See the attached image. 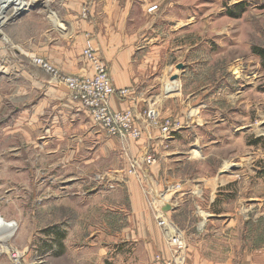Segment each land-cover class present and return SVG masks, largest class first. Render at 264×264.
Masks as SVG:
<instances>
[{
  "label": "crops",
  "instance_id": "obj_1",
  "mask_svg": "<svg viewBox=\"0 0 264 264\" xmlns=\"http://www.w3.org/2000/svg\"><path fill=\"white\" fill-rule=\"evenodd\" d=\"M152 5H157V8L147 11ZM198 7L199 2L191 4L189 1L175 0L57 1V5L47 9L48 13L38 12V46L32 45L24 50L12 48L16 55H0L7 60L6 63L0 62V81L10 86L5 92L0 89L1 100L10 104L9 108L6 106V111L1 112L0 139L11 143L20 139L22 146L28 150L22 157L27 165L31 162L26 158L31 157L33 150L37 151L39 165L48 171L43 173L41 183L53 181L57 186L58 183H72L69 189L59 187V191L55 186L54 193L59 192L54 195L57 198L55 201L98 198L102 206L96 208L95 213L103 216L107 214L111 199H116L121 205L118 206L117 222L109 225V229L114 228L117 232L106 234L104 227L87 221L81 227L87 234H74L72 226L79 224H72L62 241L63 250L52 256L51 262L49 259L41 260L43 255L38 253L43 252L42 248L35 245L34 251L28 250L29 232L19 226L0 241V264H93L94 261L114 264L110 260L106 262L114 258V244L130 247L132 255L139 257V264H142L141 260L144 264L151 263L157 251L163 256L169 255V249L164 247V238L152 221L144 196L132 179L127 180L123 189L112 192L87 188L94 173H102V178L107 180L112 171L111 179H123L126 176V157L120 151L119 141L108 137L102 127L93 122L90 114L70 98L66 89L55 79L47 77L32 63L31 58L43 57L64 74L91 75V66L82 55L85 39L89 35L106 60L114 85L117 88H135V94L127 99L111 96L109 103L113 109L133 107L139 120L146 101L150 95H154L158 97L161 114L176 118L182 100L172 96L174 91H171V87L181 75L184 83L186 76L181 73L198 64L191 63L189 55L202 53L207 43L203 35L202 43L198 38L197 45H190L188 37L184 35L193 27L191 24L199 21V14L195 12L196 9L199 11ZM83 8H86L85 15L82 14ZM13 9L18 11L19 7ZM16 59L21 64L14 70L8 60ZM32 65L31 71H28V66ZM213 83L222 86L221 79ZM203 86L205 84L199 87H202L201 94L204 92ZM146 141L144 137L131 142L130 152L137 153L140 144ZM257 168L250 170L254 173L252 176L247 173L235 175L228 186H224L227 189L219 191L234 192V182L240 176L242 189L254 194V185L261 181L260 178L264 182V172L256 173ZM83 183H87V187L84 188ZM40 195L51 196V192L45 190ZM246 199H257L264 203V196L258 198L249 195ZM87 208L90 210L88 204ZM226 212L235 213L232 210ZM261 214L262 222L258 225L264 229V207ZM0 216L4 217L1 211ZM208 226H214L216 232L209 233L206 228L204 234L198 233L196 238L190 240L184 264H264V242L254 247L256 240L249 237L250 226L255 225L247 226V245L243 247L236 239L239 229L236 219H231L224 226L220 223H208ZM96 229L102 231L95 233ZM8 230L7 225L0 223V231ZM89 234L93 235L92 238H89ZM81 240H84L83 243H80ZM13 246L23 249L19 251L17 262L10 258L6 249H2L11 247L12 250ZM93 252L97 255L90 256Z\"/></svg>",
  "mask_w": 264,
  "mask_h": 264
},
{
  "label": "rangeland",
  "instance_id": "obj_2",
  "mask_svg": "<svg viewBox=\"0 0 264 264\" xmlns=\"http://www.w3.org/2000/svg\"><path fill=\"white\" fill-rule=\"evenodd\" d=\"M23 1L28 4L20 7L14 1H4L0 8V16L2 17L3 14L8 16L0 27V55L5 53L16 55L12 48L24 50L32 45L38 46V12L48 13L47 9L57 5V1L74 0ZM175 1H189L191 4L199 2V11L197 9L195 11L197 15L199 14V21L191 24L193 27L184 35L188 37L190 45H197L198 38L202 43L203 35L207 41L205 51L189 55L191 63L198 64H193V67L181 73L186 76L184 83L181 75L171 87V91H174L172 96L182 100L179 116L176 118L163 116L159 111L161 117H171L182 125L188 120V126L174 132L173 139L164 141L161 138L163 135L160 128L149 125L141 116L138 120L139 126L143 131H148L151 137L148 138L143 134L141 139L146 137L147 141L140 144L137 153H131L129 146L138 139L129 141L126 149L117 139L120 151L126 157L124 169L126 176L116 181L115 178H110L111 171L108 179L105 180L101 176L102 173H94L90 184L83 183V187H87L85 186L87 184L88 189L106 193L123 189L127 180L132 179L142 192L146 206L149 208L139 180L129 175L126 170L130 158H139L147 149L156 157V162L147 167L152 177L159 179L161 176H169L183 184L185 195L179 208L171 209L168 214L183 231L187 245L190 240L197 237L198 233L204 234L206 228L209 233L216 232L214 226L207 227L208 223H220L224 226L231 219H236L239 227L236 231V239L240 246L247 245L246 228L251 224L255 226H250L249 237L256 240L253 241L254 247L260 246L264 242V229L258 223L262 222L261 212L264 203L261 200L246 198L249 195L258 198L264 196L263 180L260 178L261 181L254 185V194L242 189L240 176L234 182V192L219 190H226L224 186H228L235 175L247 173L252 176L254 173L250 170L255 167H258L256 173L264 172V53L260 56L253 50L257 48L264 51V0H241L246 5L241 11L234 10L236 13L233 15L228 11L240 0ZM16 7H19L18 11L13 9ZM84 9L86 8L82 9L83 15H85ZM0 60L1 63L7 62L1 57ZM8 61L14 70L21 64L19 59ZM32 67L33 65L28 66L27 70L31 71ZM44 74L51 77L45 72ZM220 79L222 86H215L214 80L217 82ZM202 84L206 87L203 86L204 92L201 94L202 87H199ZM9 88L10 86H6L5 82L0 81L2 92ZM6 106L9 108L10 104L0 98V119L1 112L6 111ZM198 109H200L199 115L196 114ZM187 115H189L188 119ZM195 115L199 118H195L190 123ZM179 131L184 133L179 134ZM27 151L20 139L13 140L12 143L0 139V211L5 218L0 217L5 222L15 223L13 232L20 227L29 232L28 250L34 251L35 245L42 248L43 254L38 253L43 255L41 260L49 259L51 262L52 256H55L53 252L58 250L56 241L60 240L59 234L62 235L60 240L62 251V241L68 233L67 228L72 224H79L72 226L74 234L76 232L87 234V231L81 228L87 221L93 222L97 227H104L103 232L106 234L117 232L114 228L109 229V225L117 222L118 206H121L116 199H111L105 216L95 213V209H100L102 206L98 198L90 199V202L85 198L55 201L57 198L54 195L59 193H54L55 186L59 191V187L69 189L72 183H58V186L53 181L41 183L43 173L48 172L47 168L45 167L44 170L39 165L36 150H33L34 153L30 158H26L31 163L24 164L22 157ZM12 161H14L13 165ZM45 190L51 192V196H41L40 194ZM91 209H94L93 213ZM229 210L235 213H227L226 211ZM151 218L162 235L152 213ZM227 230L229 231V228ZM101 231L94 230L95 233ZM92 236L89 234V238ZM82 241L84 240L80 243ZM163 243L164 247L168 248L165 238ZM125 246L126 244H114L112 247L116 251L113 254L114 258L113 260L109 258L106 262L110 260V263L118 264L119 260V264H139V257L133 256L132 249ZM2 249H6L8 253L11 247ZM14 250L23 251L13 246L10 253ZM156 254L162 257L169 256L168 253L167 256H163L157 251L148 264H154ZM95 255L97 254L93 252L90 256ZM141 263L144 264L143 260ZM93 264L99 263L94 261Z\"/></svg>",
  "mask_w": 264,
  "mask_h": 264
},
{
  "label": "built area",
  "instance_id": "obj_3",
  "mask_svg": "<svg viewBox=\"0 0 264 264\" xmlns=\"http://www.w3.org/2000/svg\"><path fill=\"white\" fill-rule=\"evenodd\" d=\"M156 8L157 5H152L147 8V11L150 12ZM83 12L85 14L86 9ZM82 55L91 66V75L64 74L50 61L39 56L32 57L31 61L64 87L70 98L90 114L93 122L101 126L108 137L120 140L124 149H126L129 141L139 140L143 134H146L148 138L151 137L148 131H143L139 126L140 124L137 121L133 107L125 110H115L110 106L109 99L111 96L115 95L120 99H127L135 94V88H117L114 85L108 64L89 35L85 39ZM157 98L154 95L149 96L141 116L148 121L149 125L159 127L163 135L161 138L167 141L173 139L174 132L186 128L189 121L186 120L182 125L171 117H161ZM196 114H200V109H198ZM189 115L186 116L187 119ZM197 115L192 117L190 123L195 118H199ZM155 162L154 153L148 152L146 149L139 158H130L129 166L126 170L129 175L139 180L145 193L147 205L168 245L169 256L162 257L156 254L154 264H184L187 247L184 234L168 214L171 209L180 205L182 197L185 195L182 189L183 184L169 176H161L159 179L152 177L147 167ZM0 220L5 222L1 217ZM5 223L15 226L14 222ZM13 231H0V241L11 235ZM8 255L17 261L19 251H13V253L9 251Z\"/></svg>",
  "mask_w": 264,
  "mask_h": 264
},
{
  "label": "trees",
  "instance_id": "obj_4",
  "mask_svg": "<svg viewBox=\"0 0 264 264\" xmlns=\"http://www.w3.org/2000/svg\"><path fill=\"white\" fill-rule=\"evenodd\" d=\"M246 4L243 2V1H241L240 0V2L237 4V5H235L234 6V8L233 9H230L229 11H228V13H230V14H235L236 12L234 11V10H238V11H241L243 8H244V6H245ZM254 50V52H256L258 55H260V56H262V54L264 53V51L263 50H261V49H253ZM58 234V233H57ZM61 237H62V235H61V233L59 234V239L61 240ZM60 240L59 241H56V243H57V249L58 250H55V252H53L54 253V255H56V254H59V252H61V249H60V247H62L61 246V242H60Z\"/></svg>",
  "mask_w": 264,
  "mask_h": 264
},
{
  "label": "bare ground",
  "instance_id": "obj_5",
  "mask_svg": "<svg viewBox=\"0 0 264 264\" xmlns=\"http://www.w3.org/2000/svg\"><path fill=\"white\" fill-rule=\"evenodd\" d=\"M4 1H14V2L17 3L18 6H21V7H23V5H25V4H28L27 2H25L23 0H0V8H1V6H2V4H3ZM0 13H1V11H0ZM7 17H8L7 15L6 16H2V17L0 16V27H1V25L4 24L5 19ZM0 223H2L4 225H7L9 227V232H12L14 230V225L13 224H9V223L6 224L2 220H0Z\"/></svg>",
  "mask_w": 264,
  "mask_h": 264
},
{
  "label": "water",
  "instance_id": "obj_6",
  "mask_svg": "<svg viewBox=\"0 0 264 264\" xmlns=\"http://www.w3.org/2000/svg\"><path fill=\"white\" fill-rule=\"evenodd\" d=\"M178 66H180V65H178ZM181 67V66H180ZM174 77H176V76H174Z\"/></svg>",
  "mask_w": 264,
  "mask_h": 264
}]
</instances>
